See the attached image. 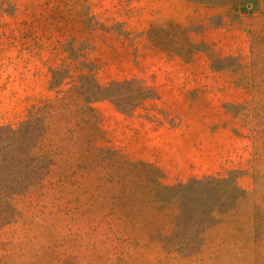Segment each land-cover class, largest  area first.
<instances>
[{
  "label": "rangeland",
  "instance_id": "rangeland-1",
  "mask_svg": "<svg viewBox=\"0 0 264 264\" xmlns=\"http://www.w3.org/2000/svg\"><path fill=\"white\" fill-rule=\"evenodd\" d=\"M0 264H264V0H0Z\"/></svg>",
  "mask_w": 264,
  "mask_h": 264
},
{
  "label": "crops",
  "instance_id": "crops-1",
  "mask_svg": "<svg viewBox=\"0 0 264 264\" xmlns=\"http://www.w3.org/2000/svg\"><path fill=\"white\" fill-rule=\"evenodd\" d=\"M157 16L158 15H156L154 12L151 13L149 15V21L154 20ZM174 17L175 13L167 14L165 20L173 21ZM204 28L205 32L203 34V38L208 39L210 37V32H212V29L206 23L204 24ZM237 38L238 33L232 32L231 30L225 31V34L222 36L221 44L226 43L229 49L224 54H220V57L223 58V56L235 51ZM142 58H144L147 63L163 65L164 67H166L167 71L164 73L163 77V96H175L180 89L182 95H189V92L191 90H195L200 96L202 95V92L204 90H207L206 88L211 86L212 82L209 78L210 72L208 68V61L206 62L207 64H204L205 57L201 54V52L194 53L192 58L188 62H186L181 58L180 55L171 52L167 53L161 48H146ZM190 67H193L192 73L190 72ZM190 74H194L196 78L200 77V79L203 76L206 79V83H196L195 85L186 84L183 88H180L179 85L181 80L183 78H188ZM166 101L169 102L167 99ZM222 124L223 123H197V128L201 131L202 134H205L206 136L219 138V140L217 141V143L219 144H235L236 136L232 133L231 129L228 126L224 128L222 127ZM212 127H214V129ZM157 129H159L160 133H163L164 135L178 133L176 126L171 125L170 123H164ZM229 151L230 152L228 153V156L229 154H233L235 152V148ZM212 174L214 173L212 172Z\"/></svg>",
  "mask_w": 264,
  "mask_h": 264
}]
</instances>
